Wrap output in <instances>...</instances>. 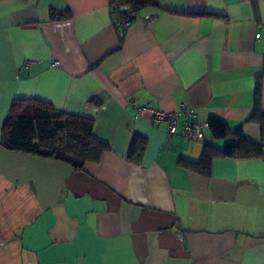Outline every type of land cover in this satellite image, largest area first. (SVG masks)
Returning a JSON list of instances; mask_svg holds the SVG:
<instances>
[{"label": "crops", "instance_id": "obj_1", "mask_svg": "<svg viewBox=\"0 0 264 264\" xmlns=\"http://www.w3.org/2000/svg\"><path fill=\"white\" fill-rule=\"evenodd\" d=\"M148 1L122 30L110 0H0V137L14 99L33 98L108 146L81 171L0 146V264H264V153L204 176L186 164L236 139L136 118L186 104L258 144L264 0Z\"/></svg>", "mask_w": 264, "mask_h": 264}, {"label": "trees", "instance_id": "obj_2", "mask_svg": "<svg viewBox=\"0 0 264 264\" xmlns=\"http://www.w3.org/2000/svg\"><path fill=\"white\" fill-rule=\"evenodd\" d=\"M148 3V0H110L111 13L116 16L117 24L118 18H122L127 10L136 14ZM57 16L56 13H51L52 19H58ZM61 16L69 18L70 14L64 12ZM260 95L258 82L254 92V111L250 119L260 126L258 144L247 141L241 128L230 131L224 122L210 118L207 121L210 139L224 140L231 137L237 143L226 146L222 151L205 146L201 161L196 165L186 166L207 176L213 158L260 157L264 153V115L260 111ZM205 139L206 136L203 143ZM138 143L139 140L134 139L132 149ZM0 146L8 152L62 163L74 171H81L86 163L99 161L101 155L108 150V146L94 135L91 119L59 111L50 103L33 98L14 99L2 125Z\"/></svg>", "mask_w": 264, "mask_h": 264}, {"label": "built area", "instance_id": "obj_3", "mask_svg": "<svg viewBox=\"0 0 264 264\" xmlns=\"http://www.w3.org/2000/svg\"><path fill=\"white\" fill-rule=\"evenodd\" d=\"M135 19L136 14L132 10H127L122 18H118L117 25L122 30H127L131 27ZM155 19L156 16L154 15H147L144 17V21L148 23ZM256 37H258V35H256ZM56 65L57 63L52 64V66ZM141 114H148L150 120L156 124H165L169 137L179 133L184 139L190 142H202L208 129V123L200 122L193 109L186 104H181L176 111L170 113L156 110L150 104H146L137 108L136 118ZM178 129H180L179 132Z\"/></svg>", "mask_w": 264, "mask_h": 264}]
</instances>
